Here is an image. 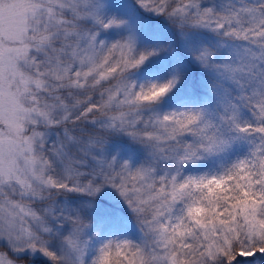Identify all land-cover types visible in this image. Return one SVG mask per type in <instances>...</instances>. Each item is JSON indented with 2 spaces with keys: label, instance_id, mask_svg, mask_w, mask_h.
Segmentation results:
<instances>
[{
  "label": "snow or ice",
  "instance_id": "1",
  "mask_svg": "<svg viewBox=\"0 0 264 264\" xmlns=\"http://www.w3.org/2000/svg\"><path fill=\"white\" fill-rule=\"evenodd\" d=\"M0 264H264V0H0Z\"/></svg>",
  "mask_w": 264,
  "mask_h": 264
}]
</instances>
